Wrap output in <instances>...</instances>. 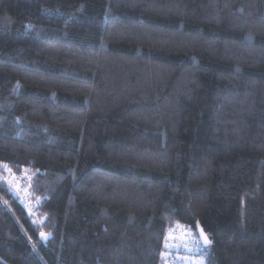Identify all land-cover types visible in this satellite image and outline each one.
Listing matches in <instances>:
<instances>
[{
	"label": "trees",
	"instance_id": "trees-1",
	"mask_svg": "<svg viewBox=\"0 0 264 264\" xmlns=\"http://www.w3.org/2000/svg\"><path fill=\"white\" fill-rule=\"evenodd\" d=\"M175 223L264 264V0H0V264H160Z\"/></svg>",
	"mask_w": 264,
	"mask_h": 264
},
{
	"label": "built area",
	"instance_id": "built-area-1",
	"mask_svg": "<svg viewBox=\"0 0 264 264\" xmlns=\"http://www.w3.org/2000/svg\"><path fill=\"white\" fill-rule=\"evenodd\" d=\"M17 178L16 175L11 177L10 189L21 200L26 209L35 214L38 202L32 198L27 184L18 181ZM173 226L177 230L185 229L187 231V239L182 246H173L174 243L179 244V241L173 242L167 239L172 232ZM173 226L168 230L164 238L160 264H200V261H203V264H207L206 258L201 253L202 243L192 230L184 223H175ZM180 235L182 236V234Z\"/></svg>",
	"mask_w": 264,
	"mask_h": 264
},
{
	"label": "snow or ice",
	"instance_id": "snow-or-ice-1",
	"mask_svg": "<svg viewBox=\"0 0 264 264\" xmlns=\"http://www.w3.org/2000/svg\"><path fill=\"white\" fill-rule=\"evenodd\" d=\"M182 234V236L180 235ZM200 238L203 240L205 245H208L211 243V241L207 238L206 234L203 233V230H200ZM167 239L176 242L179 241V244H175L173 246H182L185 243V240L187 239V231L185 229H179L175 226L172 228L171 234L167 237ZM200 264H203V261H200Z\"/></svg>",
	"mask_w": 264,
	"mask_h": 264
},
{
	"label": "water",
	"instance_id": "water-1",
	"mask_svg": "<svg viewBox=\"0 0 264 264\" xmlns=\"http://www.w3.org/2000/svg\"><path fill=\"white\" fill-rule=\"evenodd\" d=\"M201 229L203 230V233L206 234L207 238L210 240L208 234L205 232L204 228H203L201 225H199L198 228H197V231H198V234H199V238H200V230H201ZM200 240H201L202 244L205 245L204 242H203V240H202L201 238H200ZM210 241H211V240H210ZM208 245H209V244H208Z\"/></svg>",
	"mask_w": 264,
	"mask_h": 264
}]
</instances>
